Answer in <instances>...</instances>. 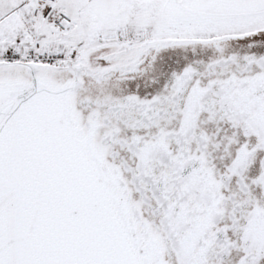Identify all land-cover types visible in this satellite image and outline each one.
<instances>
[{
	"label": "snow or ice",
	"instance_id": "6c2138e0",
	"mask_svg": "<svg viewBox=\"0 0 264 264\" xmlns=\"http://www.w3.org/2000/svg\"><path fill=\"white\" fill-rule=\"evenodd\" d=\"M0 264H264V0H0Z\"/></svg>",
	"mask_w": 264,
	"mask_h": 264
}]
</instances>
